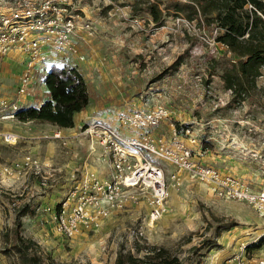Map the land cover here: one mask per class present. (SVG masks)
<instances>
[{
	"label": "rangeland",
	"instance_id": "rangeland-1",
	"mask_svg": "<svg viewBox=\"0 0 264 264\" xmlns=\"http://www.w3.org/2000/svg\"><path fill=\"white\" fill-rule=\"evenodd\" d=\"M138 1H76L80 12L95 25L91 45L96 44L102 52L99 59L112 64L106 81L110 100L115 104L108 113L133 110L132 103L127 106L129 102L145 106L165 104L180 130L192 126L208 152V162L245 179L256 189L263 186L264 72L252 96L229 104L231 94L225 90L219 71L211 75L209 69L212 59L224 53L223 46L215 40L216 29L213 26L203 29L196 21L190 23L174 16L165 17L163 25L157 27L145 3L140 6ZM11 6L12 0H0V12H7ZM175 62L178 65L164 77L155 79ZM102 81L97 72L88 76L90 87ZM46 88L45 85L43 90ZM0 93L13 96L16 81L10 87L1 88ZM39 98H43L42 90ZM123 99L125 106L119 103ZM10 148L13 147L0 143V160L11 162L10 159L17 157ZM44 189L49 194L43 200L51 208L64 200L70 188L62 185L55 187V192L52 187ZM23 190L18 187L8 191L0 185V264H20L18 255L11 251L19 211L27 205L30 211L45 217L37 198L26 195L27 192L23 194ZM52 193L57 199L52 198ZM169 202L170 212L153 229L145 226L149 206L141 201L113 214L98 230L83 232L74 238L59 235L49 227L40 233L50 221L25 226L26 216L22 217L21 231L40 246L45 256L50 255L63 264H115L121 247L135 252L138 244L166 247L178 254L184 264H231L227 260L242 253V247L246 258H264L263 246L248 249L264 235V220L248 204L219 199L207 186L193 180L173 189ZM229 224L234 225L224 231L223 226ZM32 227L28 229L32 230L29 235L26 228ZM219 227L220 237L217 236ZM219 242H223L220 248L211 249L210 246ZM221 254L226 256L220 257Z\"/></svg>",
	"mask_w": 264,
	"mask_h": 264
},
{
	"label": "built area",
	"instance_id": "built-area-1",
	"mask_svg": "<svg viewBox=\"0 0 264 264\" xmlns=\"http://www.w3.org/2000/svg\"><path fill=\"white\" fill-rule=\"evenodd\" d=\"M76 1L12 0L9 10L0 12V80L2 61L10 52L26 56L16 93L0 96V120L16 118L24 107L43 105L46 99L39 98L40 88L53 64L85 60L76 39L80 31L93 37L96 28L80 12ZM177 19L186 21L182 17ZM164 124L171 130L169 139L153 133ZM80 134L92 144L102 146L101 160L107 161L109 173L106 177L86 173L59 206L47 209L59 235L74 238L98 230L113 214L141 201L149 206L145 226L153 229L170 212L172 190L179 189L187 180L204 184L219 199L248 204L264 220V185L256 189L245 179L204 163L208 152L197 133L192 126L180 130L165 104L118 111L108 119L92 118ZM1 135L7 144L18 142L15 133ZM53 138L62 136L57 132ZM27 167L41 170L39 161L27 155L23 162L0 163V173L20 176ZM43 185H47V180ZM242 250L233 256V264H264V258L248 259L243 247Z\"/></svg>",
	"mask_w": 264,
	"mask_h": 264
},
{
	"label": "trees",
	"instance_id": "trees-1",
	"mask_svg": "<svg viewBox=\"0 0 264 264\" xmlns=\"http://www.w3.org/2000/svg\"><path fill=\"white\" fill-rule=\"evenodd\" d=\"M137 3L140 6L145 3L151 21L157 27L162 26L165 17L169 16L182 17L190 23L196 21L203 29L213 26L218 30L215 40L225 49L220 57L212 59L209 69L211 75L219 71L225 90L231 94L228 103H240L256 92L257 80L264 72V0H140ZM176 65L178 62L155 79H161ZM45 85L49 97L43 105L22 108L16 113L18 119L48 123L61 129L74 127L75 115L90 101L82 73L73 65L53 64ZM26 215H34L27 205L16 216L15 243L11 248L18 255L20 264H63L50 255L45 256L33 239L22 234V217ZM233 225L222 229L227 231ZM218 229L217 236L220 237L222 230ZM262 246L264 235L248 249ZM210 247L220 248L221 245L217 243ZM115 264H184V261L166 247L138 244L135 252L121 247Z\"/></svg>",
	"mask_w": 264,
	"mask_h": 264
},
{
	"label": "crops",
	"instance_id": "crops-1",
	"mask_svg": "<svg viewBox=\"0 0 264 264\" xmlns=\"http://www.w3.org/2000/svg\"><path fill=\"white\" fill-rule=\"evenodd\" d=\"M86 17L89 18L88 16ZM76 41L80 53L85 56V60L80 63L76 62L75 64H67L76 66L80 72L81 70L87 72L86 74L81 73L88 86L90 101L86 108L75 115L74 127L61 129L48 123L22 121L18 119V117L14 119L0 120V143L13 147L14 149H10L15 152V155H17L16 158L10 159L11 162L0 160V163L9 164L13 162H23L27 155H31L40 163L41 170L39 172L34 168L27 167L26 171L20 176H6L0 173V185L5 187L6 190L14 191L15 188L23 187V194L27 192L26 195H30L32 198L35 197L40 202L41 207L44 208V218L43 216L35 214V212L34 215H26V217L23 218V221H27L25 222V226H34V222L37 221L41 224L44 221H50V225H43L40 233H43L46 227H49L51 231H54L51 213L47 210L50 204L47 203V200H43L44 198L48 199L49 193H47L44 188L52 187L53 192H55V187H61L62 185L69 186L70 189L66 194L67 197L76 183L81 180L86 173L96 172L102 177H106L109 173L107 161L101 160L103 151L102 146L99 144H92L80 134V130L85 123L92 118L108 119L110 115H112V113H108V110L111 106H114L115 103H112V100H110L111 92L108 87L109 84L106 81L109 69L111 71L112 64H108V62L99 59V54H102V52L97 50L96 44L91 45L92 39L84 31L79 32ZM25 61L26 56L17 51L10 52L3 59L1 65L0 91L1 88L10 87V83L14 81H16L17 88L19 76L25 68ZM95 72L100 75L103 81L102 83L90 87L88 84V76H93ZM44 86H42L40 90H42V97L47 99L49 97V92L47 88L43 90ZM106 90L107 93H105ZM119 103L124 104L125 100H120ZM131 103L133 104L130 106L131 109L143 106L140 103L135 104L133 102L127 103V106L129 107V104ZM124 110L126 109L119 111ZM175 119L177 120V118ZM44 126L49 127H47L49 132H47L48 129H44ZM4 132L17 134L19 137L18 142L13 145L5 143L1 135V133ZM57 132H60L62 139L53 138V134ZM126 133L128 135L132 134L130 131H126ZM153 133L159 136H164L167 139L171 138V130L167 124L160 126L158 129L154 130ZM45 135H48L49 137L45 138ZM92 148L94 151H92ZM207 159L208 157L205 156L203 159L204 163L215 165L212 162H208ZM226 173L231 172L226 171ZM231 174L236 175L234 173ZM44 180H47V185H43ZM33 187L37 189L34 190ZM51 195L52 198L57 199L54 193ZM60 200L61 198H59V203ZM55 207L56 206H52L51 208L55 209ZM26 229V231H29V235H31L32 230L28 229H33V227ZM219 243L220 245H223V242ZM225 256L226 254L220 255V257ZM227 262L233 264L232 258H229Z\"/></svg>",
	"mask_w": 264,
	"mask_h": 264
}]
</instances>
